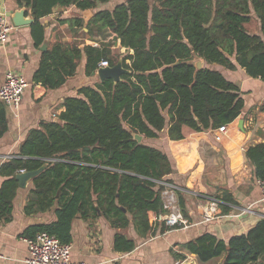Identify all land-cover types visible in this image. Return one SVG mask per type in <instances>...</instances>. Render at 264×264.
I'll list each match as a JSON object with an SVG mask.
<instances>
[{
    "label": "trees",
    "instance_id": "obj_1",
    "mask_svg": "<svg viewBox=\"0 0 264 264\" xmlns=\"http://www.w3.org/2000/svg\"><path fill=\"white\" fill-rule=\"evenodd\" d=\"M109 1L15 0L34 18L31 27L37 45L45 40L39 19L56 10L60 13L41 52L34 82L47 88L60 86L75 73L83 56L87 73L97 70L102 59L112 66L120 57L129 70L118 82L107 78L66 97L58 119L29 130L18 154L0 165L4 177L0 221L11 218L19 187L15 174L44 165L32 179L24 212H44L56 204V219L28 226L22 233L25 238L46 231L61 243H70L73 219L98 211L113 227L132 224L141 237L152 232L163 212L159 181L173 183L166 178L173 167L165 153L138 142L134 134L156 137L166 124L164 109L169 115L168 136L175 140L183 138V126L213 129L241 113L237 86L218 70L197 69L192 64L196 58L228 69L240 66L248 75L264 79V0H125L111 9L95 10L86 23L87 34L108 36L107 41L62 42L60 25L68 18L59 16L71 11L80 15ZM252 11L262 35L245 29ZM73 22L83 26L80 16ZM6 128L0 105V135ZM245 155L255 179L264 182V141L249 146ZM180 192L176 189L178 205L187 217ZM220 199L221 211L227 213L228 203L235 201L226 191ZM165 229L169 228L161 222L160 231ZM134 246L133 239L114 234V250L127 252ZM184 246L202 263L222 256L220 264H264V217L227 240L203 233ZM176 257L185 259L182 254Z\"/></svg>",
    "mask_w": 264,
    "mask_h": 264
},
{
    "label": "crops",
    "instance_id": "obj_2",
    "mask_svg": "<svg viewBox=\"0 0 264 264\" xmlns=\"http://www.w3.org/2000/svg\"><path fill=\"white\" fill-rule=\"evenodd\" d=\"M112 1L114 0L109 2ZM118 2L121 1L96 7L111 9ZM19 8L15 0H0V11L6 13L12 26L6 42L0 44V85L8 69L22 74L28 81V87L23 91L18 107L7 105L0 100L7 126L5 132L0 135V165L18 154L19 146L29 130L38 127L41 122L58 119L59 114L64 110L63 101L66 97L77 95L78 89L83 86L94 87L101 83L97 70L87 73L84 56L75 73L68 76L60 86L47 88L34 82L33 76L39 66L41 52L46 48L40 47L43 43L47 46L49 33L57 24V15L53 11L51 15L39 19L44 25L45 40L37 45L32 35V23L15 26L11 22V14ZM79 13L80 15L65 13L59 16L60 19L68 18L60 25L63 31V43L74 39L98 45V42L110 38L100 34H87L82 11ZM26 14L32 17L27 8ZM76 16L82 18V27L74 25L73 18ZM244 26L249 33L262 35L260 21L254 11L251 12L250 19ZM124 51L125 48L121 47L120 53ZM129 52L132 53L131 50ZM204 66L220 71L234 83L243 101L241 113L233 121L224 124L226 128L223 139L221 141L213 139V131L217 127L196 131L188 126L182 127L183 138L170 139L167 109L162 111L166 124L157 132L156 137L140 134L142 136L140 142L159 149L172 163L173 171L166 178L180 189V194L184 198L186 218L190 224L183 229L170 228L160 231L162 221H159L160 223H155L152 232L141 237L132 224L126 228L113 227L99 211L85 218L77 215L71 224L70 244L73 262L180 264L186 259L197 261L196 255L190 253L184 246L188 240L203 233H210L219 239L227 240L231 236L247 231L264 217L261 190L253 175V166L245 155L249 146L264 141V79L248 75L240 66L228 69L221 64H207L205 61ZM240 120L242 123L239 122ZM3 179L4 177L0 175V183ZM32 187V181H29L25 187L17 188L12 200L11 218L0 221V264H21L27 256L25 236L22 234L24 229L31 225L50 223L56 219L54 212L56 204L44 212L34 214L24 212ZM224 191L230 194L235 203H228L227 213H223L219 205L222 213L220 217L207 222L202 221L206 199L221 198ZM117 232L134 240L135 246L132 250L127 252L114 250L113 237ZM177 254L184 255L185 259L177 258ZM221 259L222 256H219L204 264H220Z\"/></svg>",
    "mask_w": 264,
    "mask_h": 264
},
{
    "label": "built area",
    "instance_id": "obj_3",
    "mask_svg": "<svg viewBox=\"0 0 264 264\" xmlns=\"http://www.w3.org/2000/svg\"><path fill=\"white\" fill-rule=\"evenodd\" d=\"M12 26L6 17V13L0 11V44L8 39ZM108 61L102 59L98 66H107ZM28 87V81L22 74L12 69L5 72L4 80L0 85V100L13 107H18L23 91ZM226 125H220L213 131V139L221 141ZM23 171V170H21ZM163 185L161 191L163 212L159 214L160 221L170 229H183L190 221L183 215L177 201L176 189L178 186L165 180L159 181ZM261 190V198L264 200V182L257 180ZM222 203L219 197H208L201 220L211 221L221 216L219 205ZM246 211V209H242ZM27 245V256L21 264H85L71 260V244L61 243L55 236L46 231H39L34 236L24 239Z\"/></svg>",
    "mask_w": 264,
    "mask_h": 264
},
{
    "label": "water",
    "instance_id": "obj_4",
    "mask_svg": "<svg viewBox=\"0 0 264 264\" xmlns=\"http://www.w3.org/2000/svg\"><path fill=\"white\" fill-rule=\"evenodd\" d=\"M26 6L22 5L19 9H16L11 14V22L15 26H23L28 25L34 22L33 17L26 16ZM83 18L85 22L89 20V18L92 16V13L90 9H86L82 11ZM46 47V44L43 43L41 45V49H44ZM192 64L197 68L201 69L204 67V60L201 58H196L192 61ZM129 72L128 69L123 68L121 58L116 62V64L110 66H102L98 67L97 74L100 79V81H104L105 79L109 78L112 79L114 82H118L121 79V75L123 73ZM242 123V121H239ZM135 139L140 142L142 139V136L140 134H134ZM44 168V165L40 166L39 168L35 170H28V171H19L15 174V178L18 180L19 187H25L27 182L32 181V179ZM180 264H193L192 260H185Z\"/></svg>",
    "mask_w": 264,
    "mask_h": 264
},
{
    "label": "rangeland",
    "instance_id": "obj_5",
    "mask_svg": "<svg viewBox=\"0 0 264 264\" xmlns=\"http://www.w3.org/2000/svg\"><path fill=\"white\" fill-rule=\"evenodd\" d=\"M115 1H122V0H114V1H112L111 3L113 4ZM110 2L109 3H106V4H102V3H98L97 5H112ZM95 10H97V7L94 9V10H90L91 11V13H93ZM72 12V11H71ZM71 12H69L68 14H70V15H73V12L71 13ZM55 15H59L60 13H59V11L58 10H56L55 11ZM120 51V50H119ZM121 58V57H120ZM119 58V59H120ZM118 59V60H119ZM187 261H189V260H192L193 261V264H204V263H202V262H199L198 260L197 261H195L194 259H186ZM185 261V260H184Z\"/></svg>",
    "mask_w": 264,
    "mask_h": 264
}]
</instances>
